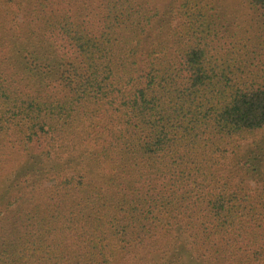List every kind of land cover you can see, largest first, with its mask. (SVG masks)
<instances>
[{
    "label": "trees",
    "instance_id": "trees-1",
    "mask_svg": "<svg viewBox=\"0 0 264 264\" xmlns=\"http://www.w3.org/2000/svg\"><path fill=\"white\" fill-rule=\"evenodd\" d=\"M24 1L0 0V264H148L180 224L195 264H264V140L240 153L264 0L240 1L252 23L226 0H27L20 25ZM78 144L87 175L56 165Z\"/></svg>",
    "mask_w": 264,
    "mask_h": 264
},
{
    "label": "rangeland",
    "instance_id": "rangeland-1",
    "mask_svg": "<svg viewBox=\"0 0 264 264\" xmlns=\"http://www.w3.org/2000/svg\"><path fill=\"white\" fill-rule=\"evenodd\" d=\"M169 1L171 0H162L164 4ZM240 1L241 0H226V6L231 8L229 10V12L232 14L231 17L233 19L236 18L235 21L245 20L246 23H252L253 14H251L248 10H240ZM27 6L28 2L27 0H25L21 7V10L17 14V20L20 25L24 23V16ZM262 140H264V129L257 134L241 141L240 153L246 154L250 149L254 148ZM62 156L63 158L57 159L56 165L63 167L68 173L86 174L90 172L91 166L89 165L88 161V150L84 146L78 144L70 151L65 152ZM262 159L264 169V151ZM244 180L246 184H249L251 186H258V183H256L255 180L251 179L250 177H246L244 178ZM45 183L48 184L49 182ZM181 228L182 225L180 224L174 231L175 238L162 251L156 253L148 264H165L173 257L178 258L185 264H189L190 261L192 264H195V261L192 259L194 256H196L195 248L192 244L191 238Z\"/></svg>",
    "mask_w": 264,
    "mask_h": 264
}]
</instances>
